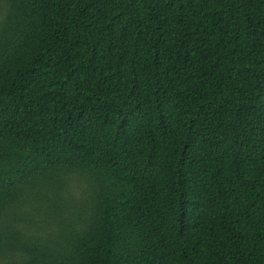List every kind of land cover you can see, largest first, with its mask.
Here are the masks:
<instances>
[{"label": "trees", "instance_id": "obj_1", "mask_svg": "<svg viewBox=\"0 0 264 264\" xmlns=\"http://www.w3.org/2000/svg\"><path fill=\"white\" fill-rule=\"evenodd\" d=\"M0 264H264V0H0Z\"/></svg>", "mask_w": 264, "mask_h": 264}]
</instances>
